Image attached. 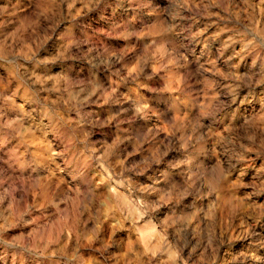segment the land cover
I'll use <instances>...</instances> for the list:
<instances>
[{"label": "rangeland", "instance_id": "rangeland-1", "mask_svg": "<svg viewBox=\"0 0 264 264\" xmlns=\"http://www.w3.org/2000/svg\"><path fill=\"white\" fill-rule=\"evenodd\" d=\"M0 264H264V0H0Z\"/></svg>", "mask_w": 264, "mask_h": 264}]
</instances>
